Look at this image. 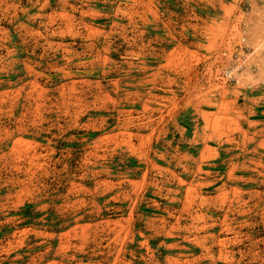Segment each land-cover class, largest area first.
Wrapping results in <instances>:
<instances>
[{
    "label": "rangeland",
    "instance_id": "rangeland-1",
    "mask_svg": "<svg viewBox=\"0 0 264 264\" xmlns=\"http://www.w3.org/2000/svg\"><path fill=\"white\" fill-rule=\"evenodd\" d=\"M0 264H264V0H0Z\"/></svg>",
    "mask_w": 264,
    "mask_h": 264
}]
</instances>
